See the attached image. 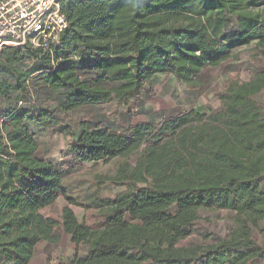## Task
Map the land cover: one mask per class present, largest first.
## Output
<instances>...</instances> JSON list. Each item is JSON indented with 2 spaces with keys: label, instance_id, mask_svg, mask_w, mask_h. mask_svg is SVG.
<instances>
[{
  "label": "trees",
  "instance_id": "1",
  "mask_svg": "<svg viewBox=\"0 0 264 264\" xmlns=\"http://www.w3.org/2000/svg\"><path fill=\"white\" fill-rule=\"evenodd\" d=\"M67 27L50 51L0 52V264H30L55 228L85 253L56 264H251L264 262L253 229L264 219V70L225 81L218 106L123 131L69 114L155 97L158 76L197 88L242 47L264 48V0H64ZM44 134L72 136L60 160L39 155ZM113 162L94 178L99 224L69 206L67 175ZM111 185V198L100 192ZM59 222L40 212L59 199ZM200 210L233 214L234 227L203 245L182 242ZM207 239V236H204Z\"/></svg>",
  "mask_w": 264,
  "mask_h": 264
},
{
  "label": "rangeland",
  "instance_id": "2",
  "mask_svg": "<svg viewBox=\"0 0 264 264\" xmlns=\"http://www.w3.org/2000/svg\"><path fill=\"white\" fill-rule=\"evenodd\" d=\"M236 58L229 59L218 68H205L197 77L199 86L189 88L176 82L172 77L158 76L155 81V97L143 98L137 105L127 109L120 108L113 103L87 107L69 114L71 121L84 120L100 121L110 129L123 131L127 126L139 122H157L161 119L177 115L191 109L202 110L205 107L218 106L217 94L224 89L225 81L238 78L247 81L249 74L256 69L264 70V48L254 45L237 49ZM254 99L264 107V91ZM7 114L0 109V119L5 120ZM39 155L52 160H60L72 136L58 134L50 136L44 134L40 139ZM114 171L113 162L98 164L96 166L84 165L71 171L66 177V185L70 188V195L82 204L81 207L69 206L80 222L95 228L100 219L97 208L92 202L95 193L93 185L97 175H110ZM117 190L107 185L99 194L100 198H111ZM66 205L64 199H59L54 205L41 210L45 217L59 222L61 209ZM200 219L194 225L196 230L190 237L182 242L184 246L203 245L215 237H224L234 227L233 214L225 210H200ZM54 236L58 238L55 243L40 242L34 250L30 264H56L59 259H66L73 255L79 257L85 253L84 245H74L66 236L60 226L55 228ZM207 236V239H204ZM253 238L259 245H264V219L253 229ZM251 264H264L255 261Z\"/></svg>",
  "mask_w": 264,
  "mask_h": 264
},
{
  "label": "built area",
  "instance_id": "3",
  "mask_svg": "<svg viewBox=\"0 0 264 264\" xmlns=\"http://www.w3.org/2000/svg\"><path fill=\"white\" fill-rule=\"evenodd\" d=\"M64 0H0V52L25 46L50 51L67 27Z\"/></svg>",
  "mask_w": 264,
  "mask_h": 264
}]
</instances>
